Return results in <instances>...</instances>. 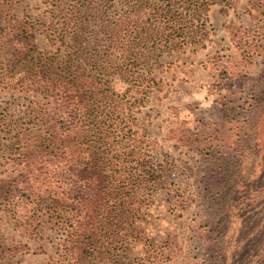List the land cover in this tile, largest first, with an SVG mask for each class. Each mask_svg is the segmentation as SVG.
Segmentation results:
<instances>
[{
	"label": "trees",
	"instance_id": "1",
	"mask_svg": "<svg viewBox=\"0 0 264 264\" xmlns=\"http://www.w3.org/2000/svg\"><path fill=\"white\" fill-rule=\"evenodd\" d=\"M11 1L0 0V80L28 90L27 111L45 131L33 137L46 143L30 144L35 132L24 122L21 128L7 125L16 150L9 179L0 180L1 198L29 239L43 233L38 211L54 202L61 232L56 264H131L153 196L172 171L151 153L137 116L157 85L155 65L165 54L197 45L195 34L209 23L211 7L227 0H51L50 11L59 12L57 23L63 24L59 72L55 54L43 57L36 33L7 18L4 7ZM248 4L264 34V0ZM235 46L252 61L241 42ZM215 58L221 65L209 88L223 108V56ZM121 78L127 87L117 92L113 83ZM220 124L211 152L214 177H223ZM55 171L61 174L60 200L49 189L48 198L36 195L32 180ZM222 230L219 225L210 232L218 247L209 246L193 264L223 263L215 234Z\"/></svg>",
	"mask_w": 264,
	"mask_h": 264
},
{
	"label": "rangeland",
	"instance_id": "2",
	"mask_svg": "<svg viewBox=\"0 0 264 264\" xmlns=\"http://www.w3.org/2000/svg\"><path fill=\"white\" fill-rule=\"evenodd\" d=\"M49 1L12 0L4 12L36 33L43 57L55 54L59 72L63 24L57 23L59 12L51 13ZM249 1L213 5L206 28L195 34L199 43L165 54L155 65L157 85L137 116L141 133L152 142L151 153L172 171L153 196L140 229L142 243L130 253L131 264H193V257L209 246L218 247L210 232L219 225L223 230L215 234L223 248L222 264H264V34ZM237 42L252 61H245ZM217 55L223 56V108L209 88L221 65ZM113 86L117 92L127 87L124 78ZM26 92L21 86L7 88L0 80V180L9 179L16 150L7 125L19 123L21 128L24 122L35 132L30 144L46 143L33 137L45 131L33 110L27 111ZM222 121L217 151H223V177H214V130ZM47 175L32 180L34 192L48 198L49 189L53 200H60V172ZM53 203L42 211L37 207L44 230L29 239L21 236L20 223L0 192V264L57 263L61 232Z\"/></svg>",
	"mask_w": 264,
	"mask_h": 264
}]
</instances>
